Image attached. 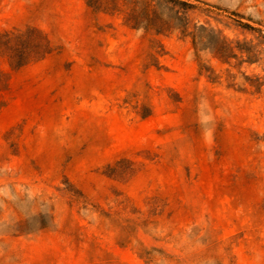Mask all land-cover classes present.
Masks as SVG:
<instances>
[{
	"label": "rangeland",
	"instance_id": "obj_1",
	"mask_svg": "<svg viewBox=\"0 0 264 264\" xmlns=\"http://www.w3.org/2000/svg\"><path fill=\"white\" fill-rule=\"evenodd\" d=\"M189 1L206 46L0 0L54 48L3 92L0 264H264V0Z\"/></svg>",
	"mask_w": 264,
	"mask_h": 264
},
{
	"label": "trees",
	"instance_id": "obj_2",
	"mask_svg": "<svg viewBox=\"0 0 264 264\" xmlns=\"http://www.w3.org/2000/svg\"><path fill=\"white\" fill-rule=\"evenodd\" d=\"M95 11L121 17L133 29H143L153 34H166L180 30L190 36L193 43L201 46L205 42L206 27L193 22L191 13L195 4L189 0H86ZM264 38V34L262 35ZM155 59L162 53L163 45L155 44ZM222 59L232 55L233 47L224 38L221 45L212 47ZM54 50L46 31L37 26L23 28H0V110L6 104L5 91L9 89L12 71L47 57Z\"/></svg>",
	"mask_w": 264,
	"mask_h": 264
}]
</instances>
